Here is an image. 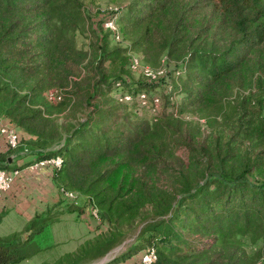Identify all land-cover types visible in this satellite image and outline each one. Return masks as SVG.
<instances>
[{"label": "trees", "instance_id": "16d2710c", "mask_svg": "<svg viewBox=\"0 0 264 264\" xmlns=\"http://www.w3.org/2000/svg\"><path fill=\"white\" fill-rule=\"evenodd\" d=\"M171 3L133 0L124 16L120 14L117 21L111 18L118 23L132 16L137 22ZM231 11L241 35L219 51H194L184 67L173 66L161 74L158 81L167 87L166 100L173 104L174 93L179 95L175 111L181 110V100L189 105L204 102L210 86L227 82L231 76L253 75V70L247 73L241 67L251 51L256 53L255 76L262 80L264 0H239ZM78 13L74 0H0V115L27 135L25 139L20 137L17 147L27 142L31 155L21 162H7L4 155L12 148H2L0 167L20 168L40 158L60 155V165L52 171L53 183L88 194L87 201L98 217L113 224L52 264L68 259L83 262L104 253L123 230L118 227V218L129 226L135 218L166 215L171 207V213L144 225L126 250L102 264L125 260L149 246L155 251L153 264H253L244 242L264 240V96L248 113L235 110L226 120L231 130L227 143L220 141L218 132L203 136L195 147L188 140L197 133L192 125L184 136L190 164L180 173V185L175 179L172 185L158 184L151 177L170 175L162 162L166 156L160 154L163 125L158 119L166 109L160 94L152 89L158 86L156 83L121 78L105 82L103 76L98 78L99 85L91 96L99 94V88L107 89L113 103L108 104L111 98H106L100 105L92 104L86 119L68 131L62 143L54 144L61 128L50 115L54 102L63 94L52 85L65 83L72 70L69 63L75 62L71 54L73 39L65 27L67 16L77 19ZM116 51L104 50L100 60ZM170 77L180 83L170 84ZM45 89L56 90L59 98L47 99ZM214 99L219 101L220 97ZM117 103L146 107L153 122L123 120L127 115L120 112ZM245 139L259 146L251 157L247 151L243 153ZM201 153L208 158L204 165L198 158ZM195 159L199 162V178L192 172ZM177 192L180 195L172 205ZM49 209L28 221L24 228L30 233L27 237L16 232L0 237V264H18L37 251L31 239L56 216L57 212ZM81 209L79 203L67 205L68 211L79 213ZM258 264H264V260Z\"/></svg>", "mask_w": 264, "mask_h": 264}, {"label": "rangeland", "instance_id": "374dc122", "mask_svg": "<svg viewBox=\"0 0 264 264\" xmlns=\"http://www.w3.org/2000/svg\"><path fill=\"white\" fill-rule=\"evenodd\" d=\"M74 1L79 7L78 18L74 19L68 15L65 29L66 32L71 33L73 39L71 54L75 62L69 63L70 70H72L68 73L65 83L52 85L63 94L60 100L54 102L50 115L61 128V136L55 140L54 144L62 143L68 131L86 119L92 104L100 105L106 98H111L108 104L113 103L112 94L107 89L99 88L100 93L91 96L94 88L99 85L96 83L98 78L103 76L105 82L112 78H121L126 82L156 83L158 86L152 89L160 94L162 107L166 109V113L158 119L163 125L162 153L160 154L166 156L162 162L169 169L170 175L165 176L161 173L151 177L158 184L166 182L172 185L174 184L172 179H175L180 185L182 183L180 173L184 172L190 164L184 136L191 131L192 125L195 126L197 133L188 140L192 141L195 147L203 136L215 135L218 132H221L220 141L227 143L231 130L226 120L231 118L235 110L248 113L252 107L257 105V100L264 96V75L261 81H258L255 76L256 53L253 51L245 55L241 65L244 72L248 73L253 70V75L242 73L238 77L227 78V82L210 86L207 90L208 97L204 102L189 105L181 100L180 111L174 110L179 102L178 93H174L173 104H171L169 99L166 100L167 87L165 89L161 86V81H158L165 70L173 66L184 67L188 56L194 51H219L241 35L240 29L232 19L233 12L231 11L239 0H172L171 4H167L161 11L152 14L147 19L135 22L130 16L126 20L118 21L116 33L105 28L103 20L112 17L117 21L120 14L124 16V12L129 8L127 6L133 3V0ZM54 17H56L55 13ZM179 21L183 23H178ZM178 36L181 37L178 39ZM111 48H117L118 51L113 55H104L107 58L100 60L102 52ZM143 67L151 69L156 75L161 73L154 78H147L142 73ZM177 81L172 80V77L169 79L170 84L174 82L178 85L180 81ZM45 92L46 89L43 90V94ZM216 96L220 97L219 101L214 99ZM116 105L122 114L127 115L123 118L125 121L130 122L141 118L149 123L153 122L152 114L146 107H135L123 103ZM19 132L20 137H23V132L21 130ZM26 143H22L21 146L30 149ZM242 147L243 153L247 151L250 157L259 151V146L252 143L250 139L243 140ZM198 158L201 165L208 160L207 156L202 153ZM17 161L19 162L20 158ZM193 163L195 164H192V172L196 178H199L197 172L199 162L195 159ZM254 174L256 173H250L251 176ZM53 186L52 192L57 194V199L45 203L42 213L44 214L50 208V212H57L56 216L43 227L42 233L33 235L31 240L36 243L37 251L17 262L18 264H52L63 253L77 248L83 240L94 238L113 226L106 219L99 217L95 219L90 214L91 205L87 201L88 194L73 189L77 194L75 203L82 206L81 211L76 213L67 210V205L73 201L61 196L55 183ZM177 193H175L172 205L180 195ZM171 212L172 207L166 215L153 214L135 218L129 226L126 221L118 218V227L123 230L117 234L119 238L104 253L83 262L68 259L63 264L107 262L126 250L134 242L144 225L154 219L167 216ZM19 225L18 220H14L13 223L8 222L7 219L1 221L0 234L18 229ZM28 234H30L28 230L22 231L21 229L18 235L27 237ZM244 246L248 258L250 260L254 258L253 264L264 260V240L260 239L254 243L246 241ZM139 251L131 254L127 260L137 262Z\"/></svg>", "mask_w": 264, "mask_h": 264}, {"label": "crops", "instance_id": "0c3cea01", "mask_svg": "<svg viewBox=\"0 0 264 264\" xmlns=\"http://www.w3.org/2000/svg\"><path fill=\"white\" fill-rule=\"evenodd\" d=\"M5 119L7 118L1 117L0 122ZM25 137L27 138L26 134H24L22 138L25 139ZM30 157L31 155L19 157V162L27 160ZM27 165L20 167L21 174L13 179L9 191L4 194H0V222H3L6 219L8 222L11 221V223H13L14 220H18L20 222L18 229L0 234V237L12 232L19 234L21 233V229L22 231H25L24 228L28 221L36 213L43 211L46 205L45 203L57 199V194L52 192V186L54 183L51 175L53 170H50L49 168H41L38 171L31 172L27 169L24 170ZM114 264L138 263L129 262V260L125 259L124 261H119Z\"/></svg>", "mask_w": 264, "mask_h": 264}, {"label": "built area", "instance_id": "2783aa9c", "mask_svg": "<svg viewBox=\"0 0 264 264\" xmlns=\"http://www.w3.org/2000/svg\"><path fill=\"white\" fill-rule=\"evenodd\" d=\"M103 26L113 33H116V23L113 21L111 17L105 18L103 20ZM142 73L147 78H154L157 75L151 69L147 67L142 68ZM45 96L47 99L59 98L58 92L56 90H48L45 92ZM142 96V94H140ZM127 96H124V99ZM154 102H157V99L154 98ZM0 149L12 148L9 153H5L4 159L7 162L14 161L18 159L20 156L27 155L30 153V150L26 147L18 148V144L20 143V136L16 126L8 119H5L0 122ZM61 162V156L58 154L40 158L30 162L25 168L31 172L38 171L41 168H49L53 170L58 167ZM23 171V169H22ZM21 174L20 168H3L0 167V194H4L9 191L11 183L13 179ZM59 193L70 201L76 202V192L74 190L65 189L63 186H57ZM90 214L98 219L97 211L94 207L90 208ZM155 259V251L152 246L145 247L139 251L137 255V263L138 264H153V260Z\"/></svg>", "mask_w": 264, "mask_h": 264}, {"label": "water", "instance_id": "95a60500", "mask_svg": "<svg viewBox=\"0 0 264 264\" xmlns=\"http://www.w3.org/2000/svg\"><path fill=\"white\" fill-rule=\"evenodd\" d=\"M93 264H100V262H95V263H93Z\"/></svg>", "mask_w": 264, "mask_h": 264}]
</instances>
